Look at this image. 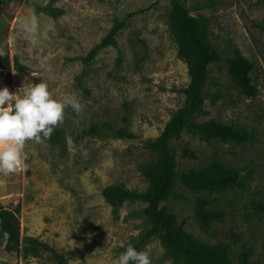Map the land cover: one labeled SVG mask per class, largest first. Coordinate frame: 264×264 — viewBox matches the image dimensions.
I'll list each match as a JSON object with an SVG mask.
<instances>
[{"label": "rangeland", "instance_id": "obj_1", "mask_svg": "<svg viewBox=\"0 0 264 264\" xmlns=\"http://www.w3.org/2000/svg\"><path fill=\"white\" fill-rule=\"evenodd\" d=\"M181 1L221 54L209 66L204 106L192 119L235 125L254 138L224 143L182 131L171 141L179 174L218 160L240 171L241 183L224 191L194 192L178 180L161 206L195 239L228 245L235 264L244 250L264 264V210L259 207L264 206V0ZM171 12V0L0 1V56L10 60L9 66L0 65V88L18 93L23 85L44 80L54 97L70 94L83 105L79 113L65 108L52 132L60 131L59 143L51 141L52 134L40 143L27 141L24 166L0 174V207L17 212L22 239L50 244L68 264H111L152 227L144 212L147 203H126L117 215L103 191L115 185L149 190L142 166L157 157L151 143L185 106L183 89L191 82L192 66L178 57ZM32 14L47 33L36 45L21 23ZM121 21L116 46L101 48L88 60ZM11 34L15 45L6 43ZM235 48L255 66L256 97L241 93L230 79L227 59ZM94 127L98 134L91 133ZM120 129L137 138H120ZM198 198L224 215L210 231L195 215ZM143 250L152 264H172L158 237ZM0 264L47 263L24 257L22 249L6 251L0 232Z\"/></svg>", "mask_w": 264, "mask_h": 264}, {"label": "trees", "instance_id": "obj_2", "mask_svg": "<svg viewBox=\"0 0 264 264\" xmlns=\"http://www.w3.org/2000/svg\"><path fill=\"white\" fill-rule=\"evenodd\" d=\"M4 1V0H0ZM172 12L170 16V30L178 45V57L189 63L191 68V82L183 89L187 96L185 106L170 120L163 132L151 143L156 154L152 164H144L142 172L149 182V190L145 193L131 191L123 186H109L103 191L105 202L110 205L115 214L119 215L126 203L145 202V209L151 229L142 234L133 244L138 250H143L152 238L158 237L165 247L172 264H235L231 258V250L225 244H208L197 240L179 223L175 214L161 203L170 199L177 186V181L194 192L224 191L239 186L241 173L234 167L215 160L208 165L196 169L191 168L182 174L178 173L176 160L171 148V141L187 130L200 135L207 140H217L224 143H246L253 140L251 132L231 124L216 120L196 122L192 117L204 106L205 86L209 78V66L221 60V54L211 46L201 26L203 23L191 15L190 10L181 0H171ZM56 15V13H53ZM124 22L114 25L106 39L88 56L93 60L97 52L107 46H116V35L123 28ZM10 65L8 57L0 56V65ZM228 73L231 81L248 97H256L258 90L251 76L255 69L238 48L232 57L227 59ZM110 128V126H108ZM92 134H98L94 127ZM117 135L124 139H136V135L123 129ZM60 131L51 136L53 143H59ZM191 152L185 150L188 155ZM212 202L198 198L195 215L202 228L210 231L213 221L221 220L223 213L210 208ZM264 210V206L260 205ZM0 232L5 237V250L8 252L23 250L24 257L44 260L47 264H68L64 254L50 244L35 237L22 239L21 225L17 212L0 207ZM236 264H259L252 260L251 253L244 250L240 253Z\"/></svg>", "mask_w": 264, "mask_h": 264}, {"label": "clouds", "instance_id": "obj_3", "mask_svg": "<svg viewBox=\"0 0 264 264\" xmlns=\"http://www.w3.org/2000/svg\"><path fill=\"white\" fill-rule=\"evenodd\" d=\"M21 23L33 45L47 38L36 14ZM6 43L15 45L16 35H9ZM69 106L77 113L83 107L70 94L54 97L44 80L23 85L18 93L10 92L8 87L0 88V174H13L22 168L26 142L40 143L49 138L54 127L63 121L64 110ZM111 264H152V259L148 251L138 250L129 243Z\"/></svg>", "mask_w": 264, "mask_h": 264}]
</instances>
